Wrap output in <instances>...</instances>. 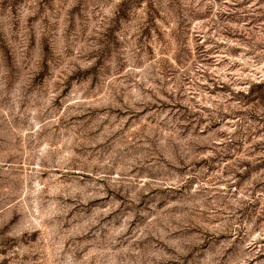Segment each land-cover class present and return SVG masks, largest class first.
<instances>
[{
	"label": "rangeland",
	"instance_id": "rangeland-1",
	"mask_svg": "<svg viewBox=\"0 0 264 264\" xmlns=\"http://www.w3.org/2000/svg\"><path fill=\"white\" fill-rule=\"evenodd\" d=\"M0 264H264V0H0Z\"/></svg>",
	"mask_w": 264,
	"mask_h": 264
}]
</instances>
